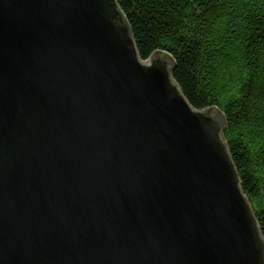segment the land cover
Returning <instances> with one entry per match:
<instances>
[{
	"label": "water",
	"instance_id": "95a60500",
	"mask_svg": "<svg viewBox=\"0 0 264 264\" xmlns=\"http://www.w3.org/2000/svg\"><path fill=\"white\" fill-rule=\"evenodd\" d=\"M117 0H0V264H264L216 106Z\"/></svg>",
	"mask_w": 264,
	"mask_h": 264
},
{
	"label": "trees",
	"instance_id": "16d2710c",
	"mask_svg": "<svg viewBox=\"0 0 264 264\" xmlns=\"http://www.w3.org/2000/svg\"><path fill=\"white\" fill-rule=\"evenodd\" d=\"M143 59L175 61L198 109L218 107L224 136L264 234V0H117Z\"/></svg>",
	"mask_w": 264,
	"mask_h": 264
}]
</instances>
